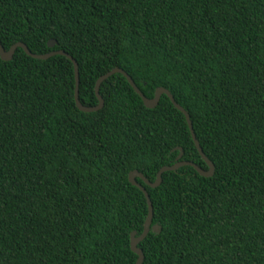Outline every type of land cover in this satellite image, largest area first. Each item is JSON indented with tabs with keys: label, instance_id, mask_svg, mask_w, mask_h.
<instances>
[{
	"label": "trees",
	"instance_id": "trees-1",
	"mask_svg": "<svg viewBox=\"0 0 264 264\" xmlns=\"http://www.w3.org/2000/svg\"><path fill=\"white\" fill-rule=\"evenodd\" d=\"M0 42L72 56L84 106L119 67L188 112L215 171L137 178L160 226L142 264H264V0H0ZM74 87L64 55L0 58V264H134L147 203L128 173L154 181L175 147L207 169L165 94L147 108L114 73L84 112Z\"/></svg>",
	"mask_w": 264,
	"mask_h": 264
},
{
	"label": "water",
	"instance_id": "water-1",
	"mask_svg": "<svg viewBox=\"0 0 264 264\" xmlns=\"http://www.w3.org/2000/svg\"><path fill=\"white\" fill-rule=\"evenodd\" d=\"M54 44H55V42L53 40L48 41V46L53 47ZM18 47H21L27 55H29L33 58L46 59V58L53 56L55 54H60V55L66 56L67 58H69L71 60V62L73 63L74 79H75L74 100H75V104H76L77 108L81 111L92 112V111H97V110L101 109L103 107V104H104L103 98L99 94V86H100L101 82L103 80H105L108 76H110L114 73H121L126 78V80L130 84V86L133 88V90L140 96L145 107L154 108L158 104V101H159L161 95L165 94L169 98V100L171 101L173 106L176 109H178L184 115V118H185L186 123L188 125V128L190 130L191 137H192V140L194 142L195 148L197 149V152L201 156L203 161L206 163L207 169H203L202 167H200L199 165L195 164L192 161L181 160L183 151L180 147H175V149L179 150V154L176 157V162L170 166H162L158 170V172L156 173L154 181H150L140 171H138L136 169H134L128 173L129 182L132 185L136 186L144 194V197H145L146 203H147V214H146V217L144 220V224H143V228H142L141 233L139 235H136V231H132L130 233V248L137 255V259H136L134 264H142V262L144 260V254H143L142 249L138 246V244L140 241H142L147 236L150 229L154 232H159L160 226L158 224L152 225V217H153L152 203H151L149 194H148L145 186L142 183L138 182L137 178L141 179V181L145 185H147L151 188H155L161 183V175L163 172L174 171V170H176L182 166H191L195 169V171L198 174H200L201 176H204V177L212 176L214 174V171H215V167H214L213 162L207 158V156L204 154L203 150L201 149L199 142L197 141V138H196L195 133L193 131L192 123H191L188 112L180 104H178L175 101L173 95L166 88L157 87L152 98L145 97L143 95V93L139 90V88L135 85L132 78L123 69H121L119 67H114L113 69L109 70L108 72L102 74L97 79L95 86H94V90H95V95L98 99V104L95 106H84L81 104V102L79 101V97H78V85H79L78 65H77L76 61L72 58V56H70L68 53H66L63 50H52V51L44 53V54H35V53H32L29 50V48L26 46V44L23 42H16L13 45H11L8 50H5L3 48V46L1 45V42H0V58L3 60H10L13 57V54L15 53V51Z\"/></svg>",
	"mask_w": 264,
	"mask_h": 264
}]
</instances>
